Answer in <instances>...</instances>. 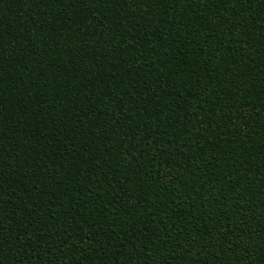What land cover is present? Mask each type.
<instances>
[{"label":"trees","instance_id":"1","mask_svg":"<svg viewBox=\"0 0 264 264\" xmlns=\"http://www.w3.org/2000/svg\"><path fill=\"white\" fill-rule=\"evenodd\" d=\"M0 264H264V0H0Z\"/></svg>","mask_w":264,"mask_h":264}]
</instances>
